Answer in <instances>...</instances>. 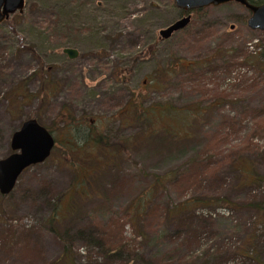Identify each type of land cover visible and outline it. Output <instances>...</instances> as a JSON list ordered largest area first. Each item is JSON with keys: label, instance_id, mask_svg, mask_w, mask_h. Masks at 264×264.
Segmentation results:
<instances>
[{"label": "rangeland", "instance_id": "obj_1", "mask_svg": "<svg viewBox=\"0 0 264 264\" xmlns=\"http://www.w3.org/2000/svg\"><path fill=\"white\" fill-rule=\"evenodd\" d=\"M204 8L167 38L158 30L183 13L173 0H25L1 20L0 156L27 117L53 127L57 146L0 192V264H264V72L237 64L264 51V31L238 2ZM133 100L198 115L187 135L144 132ZM67 113L99 123L107 145H73ZM165 172L148 211L127 214L149 175ZM187 198L205 205L168 213Z\"/></svg>", "mask_w": 264, "mask_h": 264}, {"label": "trees", "instance_id": "obj_2", "mask_svg": "<svg viewBox=\"0 0 264 264\" xmlns=\"http://www.w3.org/2000/svg\"><path fill=\"white\" fill-rule=\"evenodd\" d=\"M249 1L255 2V3H264V0H249ZM204 9H205L204 7H199L198 9H195L194 11H195V13H199ZM227 50L230 53L233 52V54L231 55V57H233V59L235 58V60H238L241 53L236 49V47L233 46L232 48H228ZM258 55H264V51H262L261 48H259L257 50H251V51L249 50V52L247 51V52H245V54L242 55L243 61L238 62L237 64L242 63L243 65H245V64L246 65H254V66H257L262 72H264V61L260 60ZM207 62L205 61L204 63H207ZM236 62L237 61L231 62V63L230 62L224 63L223 67L229 69V67L234 65V63H236ZM197 64H198V62H195L193 60H190V62L189 61L184 62L182 60L179 65L182 67L190 69ZM175 65H174V67H175ZM171 73L174 75L175 72H171ZM148 81H149V82H147L148 86H150L153 89L157 88L159 86V82L157 81L156 78L151 77V78H149ZM127 106H128V109L135 107V109L139 108L140 110H142L140 113H137L134 116L137 117V118L135 117L136 120H143L144 122H146L147 128L144 132H147V130L150 127L159 128L161 126L165 130H166V128L170 131L172 130L173 131L172 133H174L176 127L183 125V127H185V135H187L188 131L190 129V124L192 123L193 117L198 115V112L196 111L195 106H192L191 104H184L183 109L182 108L181 109L180 108L174 109L171 105L169 106L167 104H164V102H158L157 104L156 103H150L147 107L145 106L143 108L142 105H139L138 101L135 102L133 100V101H131V103H128ZM174 111L176 113H174ZM159 113H161L165 116L162 118V116ZM67 114L69 116V119L72 121L71 123H69V126L67 128V130L69 131L68 139L71 141H74L73 145H75L77 147H81L86 142L90 143L91 142L90 140H93V141L95 140L98 143L107 145L108 141L104 139L106 136H103L102 130L99 129V127H100L99 123H97L96 121L94 122V120H92V118L89 116L82 117V118H85V120H83L82 118H79V121H78V119H75L72 114H70V113H67ZM148 115H150L152 117V119H149ZM170 116L176 117L177 120H176V122H172V123H170V125H168L165 121V118L170 117ZM81 127H84V129H86V131L81 135V138L79 140H77V137H78V134L80 132ZM50 128L48 130H50V131L54 130L53 127L51 129ZM164 133H167V131H163V132L161 131L160 134H158L156 136L162 135V137L168 138V136H166ZM141 136H142V134L137 135V138L139 139ZM169 139L176 140V139H173L172 136H170ZM56 146H57V142H56V138H55V145L52 147V149ZM120 148H123V147L120 146ZM116 150H118V149H116ZM100 167H102L101 163H98L92 167L84 168L82 171H80L78 173L79 178L81 177L82 174L84 175V177H86L87 175L89 176V174H92V173L95 174V171L98 170ZM169 174H170V172H165L162 174H158V173H151L150 175L148 174L149 176H152V181H151L152 183L148 184L147 186H145V185L142 186L140 188V190L138 191V194L135 195L132 199H130V204L132 203V201H133V203H132V207H131L130 212H127V214L130 215L133 212V213H135L136 216H138V212H141V210L143 212L144 211L147 212L148 211L147 202L156 193L157 185L162 186L165 182H168V180L170 179ZM80 181H82L81 178H80ZM79 191H81V188L79 189ZM204 202L205 201L187 198L185 200V202H181L180 205L172 206L171 208H168L167 211L169 213L170 211L174 210V208H175V210L172 212V213H174L176 211V209L179 211H182L187 206L191 207V206H195V205H198L199 203H204ZM262 202L264 203V200ZM203 205H205V204L198 205V206H203ZM56 221H57L56 216L52 214L49 217L50 224H54ZM93 232H91V229H87V230L82 231V234L85 235L86 237L88 235L91 238H96L92 235ZM98 237H100V236H98ZM99 241L101 244H103L102 239H99ZM110 249H111V247L107 248L108 251H110ZM64 253H65V248H64L63 254Z\"/></svg>", "mask_w": 264, "mask_h": 264}, {"label": "water", "instance_id": "obj_3", "mask_svg": "<svg viewBox=\"0 0 264 264\" xmlns=\"http://www.w3.org/2000/svg\"><path fill=\"white\" fill-rule=\"evenodd\" d=\"M231 1L243 4L249 10L250 13L245 20L249 28L264 31V3L249 0H173V4L183 13L176 20L160 28L158 36L167 38L174 31L188 24L193 9ZM24 3L25 0H0V22L7 19L15 10L21 12ZM62 51L70 57L77 55V50L71 46L64 47ZM12 133L10 140L12 151L0 157V192L2 194H8L13 189L18 174L29 164L46 159L55 145L53 132L34 117H27Z\"/></svg>", "mask_w": 264, "mask_h": 264}, {"label": "flooded vegetation", "instance_id": "obj_4", "mask_svg": "<svg viewBox=\"0 0 264 264\" xmlns=\"http://www.w3.org/2000/svg\"><path fill=\"white\" fill-rule=\"evenodd\" d=\"M13 134V133H12ZM12 136V135H11ZM10 140H11V137L9 138V146H10V151L6 152L3 156H0V157H4L6 156L7 153L11 152L12 149H11V144H10Z\"/></svg>", "mask_w": 264, "mask_h": 264}]
</instances>
